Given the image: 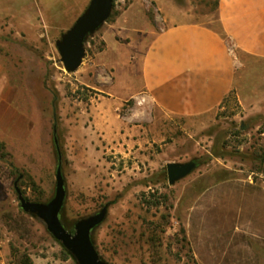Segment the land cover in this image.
Listing matches in <instances>:
<instances>
[{"label":"rangeland","instance_id":"374dc122","mask_svg":"<svg viewBox=\"0 0 264 264\" xmlns=\"http://www.w3.org/2000/svg\"><path fill=\"white\" fill-rule=\"evenodd\" d=\"M90 2L0 0V69L14 112L0 127V264H78L44 220L22 209L15 187L51 201L59 151L68 231L108 205L92 232L103 260L198 264L183 233L193 201L224 179L264 181V60L241 56L233 89L210 113L172 116L150 99L149 118L130 122L133 98L147 96L140 71L153 39L177 23L221 30L220 0H114L69 72L56 43ZM192 160L197 168L169 184L167 164Z\"/></svg>","mask_w":264,"mask_h":264},{"label":"crops","instance_id":"0c3cea01","mask_svg":"<svg viewBox=\"0 0 264 264\" xmlns=\"http://www.w3.org/2000/svg\"><path fill=\"white\" fill-rule=\"evenodd\" d=\"M218 17L219 31L195 22L173 24L146 50L142 86L167 114L212 112L233 89L240 57L264 60V0H220ZM9 97L0 69L2 128L14 113ZM184 229L198 264H264V181L234 177L208 186L190 205Z\"/></svg>","mask_w":264,"mask_h":264},{"label":"water","instance_id":"95a60500","mask_svg":"<svg viewBox=\"0 0 264 264\" xmlns=\"http://www.w3.org/2000/svg\"><path fill=\"white\" fill-rule=\"evenodd\" d=\"M114 0H91L85 12L78 17L75 24L57 41V49L64 67L75 72L81 66L85 55L87 37L99 29L111 16ZM57 143V141H56ZM197 168L196 161L171 162L167 164L169 184L190 175ZM264 173V164H263ZM22 209L44 220L49 232L74 256L78 264H109L103 260L92 240V232L100 226L108 214V205L100 212L79 220L75 224V232L68 231L61 220V211L66 200L65 179L62 172V156L59 151V162L56 172V193L48 203L27 199L18 182L15 183Z\"/></svg>","mask_w":264,"mask_h":264},{"label":"clouds","instance_id":"9594fccd","mask_svg":"<svg viewBox=\"0 0 264 264\" xmlns=\"http://www.w3.org/2000/svg\"><path fill=\"white\" fill-rule=\"evenodd\" d=\"M135 101V106L129 113L128 119L130 122L144 121L149 118L150 111L146 107L151 104V100L148 96L139 95L133 98Z\"/></svg>","mask_w":264,"mask_h":264},{"label":"trees","instance_id":"16d2710c","mask_svg":"<svg viewBox=\"0 0 264 264\" xmlns=\"http://www.w3.org/2000/svg\"><path fill=\"white\" fill-rule=\"evenodd\" d=\"M160 203V202H159ZM183 233H184V240L188 243V239H187V237H186V234H185V229L183 228ZM25 264H32V260H31V258L30 257H26L25 258V262H24Z\"/></svg>","mask_w":264,"mask_h":264}]
</instances>
